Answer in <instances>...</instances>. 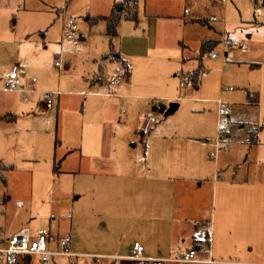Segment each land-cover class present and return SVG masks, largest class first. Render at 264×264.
<instances>
[{
    "label": "crops",
    "instance_id": "obj_1",
    "mask_svg": "<svg viewBox=\"0 0 264 264\" xmlns=\"http://www.w3.org/2000/svg\"><path fill=\"white\" fill-rule=\"evenodd\" d=\"M75 1L79 8L84 7L80 8L83 11L71 18L77 22L78 16L84 17L85 26L80 35L82 40H90L84 52L90 62L87 74L82 76V82L74 85V90L67 89L75 56L66 57L61 49L53 54L54 64L45 67L38 76L33 75L37 78L33 90L24 91L11 89L9 84L16 82L23 86L33 76L19 65V71H14L13 66L17 64L12 66L14 75L8 84L10 94L0 98V157L7 158L3 159L0 168L10 170L20 161L38 163L42 159H51L54 162L53 171L57 173L63 161L74 151H81V155L90 157L93 162L101 160L100 167L94 165L96 178L92 184L94 189L91 187L90 191L92 198L98 199L100 210H94L104 230L102 238L91 244L95 255H98L94 261L92 255L87 256L91 257L92 263L107 259L108 264H207L176 262L174 258L211 240L212 253L217 261L226 264H262L252 258L255 253L264 252V247L259 246L262 243L259 236L262 238L264 235V215L261 218L264 213V207H261V202H264V181L252 179L254 173L246 164V159L241 164L238 161L232 165H222L220 156L222 153L227 154V145L230 146L235 140L232 130L237 121L233 120L235 112H231L229 107L245 105L253 109L264 104V101L259 100L258 91L253 90L255 87L244 86L241 91L235 92L229 87L224 88L222 83L217 85L207 82L209 70L208 76L201 78L198 86L193 85L196 91H191V98L196 100L193 102L213 104L215 111L210 108L208 112L216 113L211 125L215 124V141L199 137L201 131H210L211 126L208 125L187 123L169 132L166 124L168 118H165L155 122L152 129L151 126L147 128L144 110L149 109L150 103L153 105L150 91L154 87L150 86L151 82H144L134 76L127 56L149 54L161 48L157 36L150 37V33L144 36L140 33L145 31L143 24H150L162 16L148 11L146 1L142 7L138 0V21L123 19L118 34L110 38L106 35V21L93 22L92 19L95 16H108L118 0H96L94 10L89 7L92 0L88 3L86 0ZM66 6L67 9H59L62 13V40L64 22L69 20L68 4ZM134 23L136 28L131 35L134 42L132 48H129L118 38L121 28L131 29ZM221 33L228 32L219 31V37ZM218 45L225 49V56H228L227 43H218L212 49L215 50ZM161 49L171 53L170 47ZM189 49L192 47L183 42L179 54H183L188 61H196V65L187 74L183 72L184 77L192 82L191 73L200 63L204 66L206 62H199L200 54L190 53ZM37 57L33 55L29 60L34 67L37 66ZM59 59L63 62L62 68L56 66ZM211 59H220L213 69L221 73V78L225 69L235 64H249L241 60H229L230 64H226V60L220 56ZM249 65L250 68L260 66L257 62ZM115 74L123 75V80L114 94L108 95V80ZM148 85L151 87L149 90ZM44 91L58 92L52 108H46L41 100ZM203 91L213 95L197 96ZM68 96L83 97L79 100V109L75 107L78 99L69 101ZM219 101H222L221 105ZM179 108L180 105L176 111ZM203 109L206 110V107ZM197 112L200 111L193 110V114ZM224 112L228 115V129L221 127ZM248 117L251 122L240 121L241 128L247 132L243 137L246 136L250 146L257 145L264 126H259L251 113ZM79 128L80 146L76 144V147L70 148L63 134L68 129L79 131ZM135 128H140L141 133H135L139 140L133 144L129 141L133 135L129 129ZM191 141L201 142L202 146H191ZM217 143L226 151L221 152L213 162L210 152L216 148ZM139 145L143 146V154L140 156L133 152ZM202 149L208 150L207 153H202ZM256 153L259 162L264 163V156L258 150ZM58 156H61L60 159ZM243 156L247 157L248 152H243L240 158ZM215 205L217 212L213 211ZM23 206V201L18 200L17 211ZM256 216L262 220L257 222ZM55 218L52 216L50 222L54 224ZM197 221L200 223L196 224ZM23 227H30L33 231L45 228L42 224L33 226L27 220L17 226L13 218L7 227L0 226V244L6 241L9 234ZM60 234L58 231V236H62ZM75 235L79 236V227L72 219L70 247L72 252L78 254L80 252L74 250L72 245ZM136 242L144 246L143 258L134 257ZM80 257L85 256L75 258L77 264ZM29 263L39 264V261L32 257Z\"/></svg>",
    "mask_w": 264,
    "mask_h": 264
},
{
    "label": "rangeland",
    "instance_id": "obj_2",
    "mask_svg": "<svg viewBox=\"0 0 264 264\" xmlns=\"http://www.w3.org/2000/svg\"><path fill=\"white\" fill-rule=\"evenodd\" d=\"M86 1L91 2V0ZM145 1L148 11L162 17L157 21H151L150 24H143L145 31L142 30L140 35L146 36L150 33V37L157 36L161 48L167 46L171 50L170 54H168L170 51L158 48L149 54L127 56L134 76L143 79L144 82H151L150 86L154 87L150 91L151 98L156 99L163 108L162 111L155 112V120L150 125L151 129L155 126V122L165 118H168L166 124L169 132L187 123L211 126L216 116V113L208 112L210 108L213 109L212 103H206L203 100V102H193L196 101L191 98L193 97L191 91H196L193 88V82L188 81L183 87L181 86L185 78L183 72L188 73L196 65V61H188L183 54H179L183 42L192 47L191 50L189 49L190 53L201 54L200 46L203 41L220 38L215 42L216 45L230 41L232 45L227 44L226 48L228 56H225V49L223 50L221 45L211 51L218 52L220 58L226 60V64L230 62L229 60H241L248 61L249 64L257 62L260 66L250 68L247 63L235 64L230 69H225L221 78V73L213 69L219 64L220 59H211L208 56L210 50H207L202 53L201 59H198L199 62L200 60L206 62L201 71L211 70L209 78L206 79L207 82L217 83V85L222 83L224 88H233L235 92L241 91L244 86L255 87L253 90L258 91L259 100L264 101V0H140L142 7ZM95 2L96 0H92L90 9H96ZM67 4L69 19L83 11L80 8L84 6L79 8L75 0H0V98L10 94L8 84L14 75L12 72L14 64L21 66L32 76L34 74L38 76L41 70L54 64L53 54L61 49L66 57L67 55L75 56L74 61L71 60L73 68L71 77L67 81V89L74 90V85L84 80L82 76L87 74V66L90 64L84 52L90 40H82V37L73 40L61 39L62 13L59 9H67ZM195 19L203 21H195ZM76 20L79 31L83 34L84 17L78 16ZM135 28V23L131 29L121 28L118 41L122 39L126 47L132 48L134 39L131 35ZM219 31L228 33H221L219 37ZM42 33L46 35L45 38ZM50 42L52 44H49ZM33 55L38 56L36 67L29 61ZM200 80L202 79L199 76V83ZM150 86L148 85V90L151 89ZM63 88H65L64 85ZM204 92L197 96L211 97L213 95ZM68 99L69 101L78 99L75 107L79 109V100L83 97L68 96ZM173 102H177L180 108L168 115L167 109ZM236 103L240 102L236 101ZM204 107L206 110L203 109ZM153 108L154 106L150 103L149 109L144 112L151 111ZM229 108L231 112H235L233 120L237 121L232 130L235 133V140L230 146L227 145L229 149L227 154L220 155L221 163L232 165L239 161L238 164H241L246 159V164L254 173L252 179L264 181V163L259 162L256 153L258 150L260 155L264 156V131L260 133L258 144L250 146L249 141L245 139L246 136L243 137V134L246 135L247 132L241 128L240 123V121L251 122L248 117L251 113V117L258 121V125L264 126V104L253 109L245 105H231ZM193 110L200 112L193 114ZM226 113H222L221 127L223 129H228ZM144 119L143 116L142 122ZM213 126L209 132L201 131L202 134L199 137L201 139L208 137L215 141V124ZM139 129H129L133 134L129 140L130 143L134 144L139 140V136L135 135L137 132L141 133ZM80 132V128L79 131L68 129L63 134L70 148L76 147V144L80 146ZM190 145L197 148L202 146L201 142L196 141H191ZM216 148L210 154L215 152ZM201 151L207 153L208 150ZM133 152L138 156L142 155L143 146L139 145ZM243 152H248V156L240 158ZM60 157L58 156V159ZM211 158L212 161L217 159ZM3 159L7 158L1 156L0 164ZM100 161L93 162L90 157L81 155V151H74L63 161L57 173L53 171L54 162L51 159H42L38 163L20 161L14 169L10 170L0 168V226L7 227L13 218L17 226L27 220L31 221L33 226L42 224L52 234L58 235L60 231V235L69 237L73 219L79 227V236L75 235L72 240L73 249L80 252L79 255L85 256L78 258V264H108L107 259L92 263L91 257H87L92 255V261L96 260L95 256L98 255H95L91 244L102 238L104 230L95 215V210H100L98 199L92 198L90 191L96 178L93 168L94 165L100 167ZM77 197L80 198L77 199ZM18 200H22L24 206L17 211ZM262 206L264 207V202H261ZM217 209L215 205L213 211L217 212ZM262 215L264 213L261 214V218ZM52 216L56 217L54 224L50 222ZM256 220L258 222L262 219L256 216ZM262 224L264 234V223ZM259 238L262 241L259 246L264 247V235ZM255 251L257 252V249ZM252 260L264 264V252L255 253ZM54 261L56 264H70L66 257L58 256Z\"/></svg>",
    "mask_w": 264,
    "mask_h": 264
},
{
    "label": "built area",
    "instance_id": "obj_3",
    "mask_svg": "<svg viewBox=\"0 0 264 264\" xmlns=\"http://www.w3.org/2000/svg\"><path fill=\"white\" fill-rule=\"evenodd\" d=\"M62 36L64 39H74L81 37L78 23L72 19L64 22ZM231 45L230 41L226 42ZM211 58H218L219 54L217 52L210 53ZM56 66L59 68L63 67V62L61 59L56 61ZM14 71H19V66H13ZM209 72L203 70L200 74L201 78L207 77ZM123 80V75L115 74L110 76L108 80L109 91L108 95L114 94L115 90ZM37 81L36 77L29 78L23 86H19L16 82H11L9 88L11 89H22L24 91H32L33 85ZM189 79L185 77L181 83L183 87ZM233 89V88H229ZM58 92L54 91H44L41 95V100L46 108H52L56 103V96ZM154 108L151 111L145 112L146 127L149 128L151 123L155 120V112L162 111V105L154 98H151ZM220 105L222 101H219ZM219 140V137H218ZM217 148L215 152L210 154L211 157L217 158L221 152L226 151L217 143ZM20 204V203H19ZM21 205V204H20ZM200 222L197 221L196 224ZM70 238L58 236L49 232L46 228H38L33 231L30 227H23L7 237L6 241L0 244V262L5 264H16L18 259L23 256L35 257L38 259L39 264H56L55 257H66L70 264H77L75 258L79 257L77 253L72 252L70 247ZM135 247V258H143L144 246L140 242L134 244ZM207 256L206 258L204 257ZM176 262H186V263H225L222 261L215 260L212 253V242L209 240L207 244H202L197 247H192L186 252L180 254L174 258ZM235 264H242L236 262Z\"/></svg>",
    "mask_w": 264,
    "mask_h": 264
},
{
    "label": "trees",
    "instance_id": "obj_4",
    "mask_svg": "<svg viewBox=\"0 0 264 264\" xmlns=\"http://www.w3.org/2000/svg\"><path fill=\"white\" fill-rule=\"evenodd\" d=\"M132 20L138 21V0H122L118 1L114 4L111 13L108 16H95L93 17V22H98L100 20L106 21V35L110 38H113L118 34V28L120 22L123 20ZM195 21H203L202 19H195ZM216 41H207L203 42L201 46V54L199 55V59L202 57V53L207 50H211L213 46H215ZM201 61V60H200ZM202 64L197 67L191 73V80L195 86L199 85V76L201 74ZM198 246V245H197ZM195 246V247H197ZM28 259H25V258ZM23 258H19L16 264H30L31 257L26 256Z\"/></svg>",
    "mask_w": 264,
    "mask_h": 264
},
{
    "label": "water",
    "instance_id": "obj_5",
    "mask_svg": "<svg viewBox=\"0 0 264 264\" xmlns=\"http://www.w3.org/2000/svg\"><path fill=\"white\" fill-rule=\"evenodd\" d=\"M178 106H179V104L177 102L171 103V105L167 109L166 114H168V115L173 114L176 111V109L178 108Z\"/></svg>",
    "mask_w": 264,
    "mask_h": 264
}]
</instances>
